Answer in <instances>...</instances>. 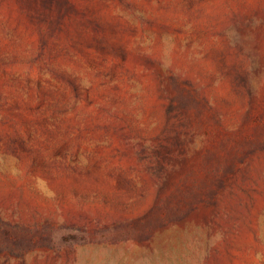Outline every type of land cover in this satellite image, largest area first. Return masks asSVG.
Listing matches in <instances>:
<instances>
[{
	"label": "rangeland",
	"instance_id": "1",
	"mask_svg": "<svg viewBox=\"0 0 264 264\" xmlns=\"http://www.w3.org/2000/svg\"><path fill=\"white\" fill-rule=\"evenodd\" d=\"M0 264H264V0H0Z\"/></svg>",
	"mask_w": 264,
	"mask_h": 264
}]
</instances>
